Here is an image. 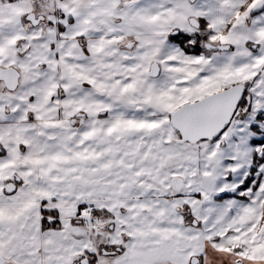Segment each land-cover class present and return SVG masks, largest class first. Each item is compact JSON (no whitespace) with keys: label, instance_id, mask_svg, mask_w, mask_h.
Masks as SVG:
<instances>
[{"label":"snow or ice","instance_id":"snow-or-ice-1","mask_svg":"<svg viewBox=\"0 0 264 264\" xmlns=\"http://www.w3.org/2000/svg\"><path fill=\"white\" fill-rule=\"evenodd\" d=\"M0 264H264V0H0Z\"/></svg>","mask_w":264,"mask_h":264}]
</instances>
